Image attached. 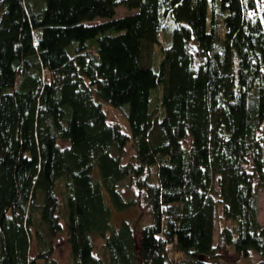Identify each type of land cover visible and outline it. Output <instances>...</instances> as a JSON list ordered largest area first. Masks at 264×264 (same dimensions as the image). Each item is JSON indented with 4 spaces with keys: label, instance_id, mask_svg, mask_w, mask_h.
<instances>
[{
    "label": "trees",
    "instance_id": "1",
    "mask_svg": "<svg viewBox=\"0 0 264 264\" xmlns=\"http://www.w3.org/2000/svg\"><path fill=\"white\" fill-rule=\"evenodd\" d=\"M258 187L264 2L0 0V264H264Z\"/></svg>",
    "mask_w": 264,
    "mask_h": 264
},
{
    "label": "rangeland",
    "instance_id": "2",
    "mask_svg": "<svg viewBox=\"0 0 264 264\" xmlns=\"http://www.w3.org/2000/svg\"><path fill=\"white\" fill-rule=\"evenodd\" d=\"M259 2L263 3L264 0H259ZM130 12H133V11L132 10L129 11L123 6H118V8L116 9V16L120 17L123 15H127ZM152 66L153 68H157L158 63H156V66L155 65H152ZM102 109L105 112L107 119L111 123L117 124L123 132L125 133L129 132V128H128L125 116L120 110L114 107H111L105 103H102ZM133 156H134L133 148L131 145H129L125 148V151L122 157L123 163H130V161H133ZM120 184H121L120 191L124 195H131V196L136 195L134 187L127 188V184H128L127 179L121 181ZM256 196H257L256 218H257L258 223L261 226H264V188L258 187L256 191ZM136 198L137 200L139 199L137 196ZM144 211H145L144 207L142 206L141 203L138 204L137 210H127V211L120 212V213L114 211L112 212L113 226H116L117 222L121 219L137 218L138 213L143 214ZM223 226H231V223L229 221H226L223 218L221 210L220 208H218L214 213V229H213L214 244H217L218 233H219L220 228H222ZM94 242L97 246L101 244L99 238H95ZM222 253L226 255L227 259L231 258L232 253L230 250H226L224 252L222 251ZM169 255L172 256V253H169ZM51 258L54 264H71L72 261H71L70 253H69V245L66 242L65 233H63L61 237L56 238L55 243H54V251L52 253ZM257 260H258L257 256L255 257L254 255H251L250 258L247 260L242 259L238 262L228 263V264H250L252 261L256 262Z\"/></svg>",
    "mask_w": 264,
    "mask_h": 264
}]
</instances>
